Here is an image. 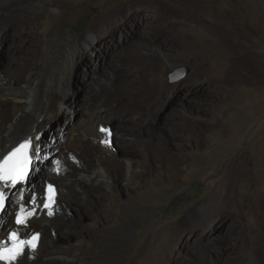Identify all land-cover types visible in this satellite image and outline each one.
<instances>
[{
    "label": "rangeland",
    "instance_id": "1",
    "mask_svg": "<svg viewBox=\"0 0 264 264\" xmlns=\"http://www.w3.org/2000/svg\"><path fill=\"white\" fill-rule=\"evenodd\" d=\"M196 1L205 5L200 20L172 0H63L61 8L50 7L44 26L56 36L51 72L60 79L66 73L59 56L86 33L103 37L108 20H138L113 46H147L144 58L120 60L97 46L104 63L90 61L72 74L56 122L42 134L47 155L64 148L56 174L72 184L66 202L60 193L61 224L52 232L55 248L67 256L50 264H141L150 247L151 264H218L237 256L225 253L235 245V228L251 238L240 264L255 252L264 259V0ZM216 26L221 40L211 35ZM184 68L188 73L178 78ZM11 81L23 84L0 70V84ZM22 107L25 119L32 116ZM97 108L109 117L133 111L140 127H114L103 118L96 124L111 135L97 131L110 144L95 133L70 146L72 127ZM14 204L8 196V221ZM40 231L39 261L50 242ZM166 235L187 246H165Z\"/></svg>",
    "mask_w": 264,
    "mask_h": 264
},
{
    "label": "bare ground",
    "instance_id": "2",
    "mask_svg": "<svg viewBox=\"0 0 264 264\" xmlns=\"http://www.w3.org/2000/svg\"><path fill=\"white\" fill-rule=\"evenodd\" d=\"M172 1L175 4L177 3L180 6L187 7L195 18L199 20L202 19L199 15L200 12L204 10L205 5H201L196 0ZM62 2L63 0H0V70L3 69L4 71L9 72L13 77L23 82V84L16 85L11 81L12 85L10 86L0 84V120L2 122L0 126V155L6 154L7 151L11 150V148L25 139L33 140V143L40 150V158L34 160L27 179L23 183L17 185L16 188L5 189L7 196H10L15 202L14 205H16L12 208V211L17 209L18 203L25 204V200L28 197L26 201L27 204L31 199L32 192H40L41 195L44 192L46 183L50 181V178L57 181L59 186V196L61 193L62 200L66 202L67 199H70L69 191H71V179L68 180V178L62 174L57 175L55 171V160L58 158H64L61 156V153H64L65 150L64 148H59L58 152H60V155H47L48 151L51 149H49L50 146H46L42 143V134L47 126L56 120V115L58 114L57 108L65 103L70 90L69 83L72 74L79 72L83 65L86 66V64H90V61L93 60H98L99 65L101 66V64L104 63V59H102V56L96 52V47L102 44L106 51L109 53L111 52V56H113V58H118V60L126 57L144 58L146 55L142 51L144 47H147L144 44H140L136 51H130L123 50L122 47L119 48V46H121L120 44L116 47L111 43V41L116 39V36L121 32L124 34L126 28L135 27V22L138 21L135 17L132 16L133 19H120V21L117 22H113L114 20H108V28H103V37H98L97 35V37H95L92 33H86L76 45L68 46L65 53L62 56H59L61 63H59L58 68L62 70V72H65L66 76L65 79L58 78L55 70L54 72H51L54 67L55 53L53 52V47L56 36L54 35L52 27L44 26V19L47 17L46 15L50 11V7L61 8L63 4ZM26 3L28 5H25ZM22 23L25 24V27L22 26ZM212 30V37L215 40H221L222 36L218 32L217 26ZM122 41H125L124 36ZM95 52L96 54H94ZM151 56H155L159 59L164 57L159 52L152 53ZM74 75L76 77V74ZM22 103L27 105L28 110L33 111L32 116L27 119L24 118L25 111L23 110ZM132 112L133 111H129L122 117H109L104 116V111L101 108L91 111L83 122L72 127L68 137L70 146L71 144L75 145L78 139L95 133L101 137L102 142L107 140V134H100L98 132L99 129H101L99 128L100 123L98 122L96 124L97 121H100L103 118L108 119L114 127H116V122L120 124L122 123L125 129L140 127L139 117L133 118V115L131 114ZM95 125L96 131L94 130ZM85 139L83 138V140ZM44 140L46 141V139ZM106 147L107 146L104 148L102 147V150H106ZM70 151L71 150H69V152ZM49 156L52 158L49 159ZM74 176L76 177V174ZM81 176L82 175L78 178ZM40 184H43V191H39ZM59 205L60 201L58 198L56 209L51 215L46 211L39 209L29 220L26 227H17L14 224V213H12L11 220H7V215L5 213L7 206L5 207V210L0 213V239L6 236L10 229H18L23 233H28L26 231L29 228L30 231H38L32 228V226H39L40 230H43L48 234L47 239H50V242H47L45 249L41 252L42 259L40 261L37 258L35 260L34 251L27 250L17 263L11 264H50V261L54 258L64 259V256H67V251L64 252L63 250L55 248L52 240L53 229L57 226L59 227V224H61V216L55 215ZM238 229L239 228H235L233 230L234 235L236 236L235 245L232 246L231 249H228L227 252L225 251L229 256L233 252L237 253V256L233 260L232 258H221L218 261V264H240L245 261L247 251L251 246V238L247 232ZM169 235H166L161 241L165 246L178 245V248L187 246L188 241L186 239L171 237ZM41 245L38 249H41ZM151 250V247L147 250L148 256H142L141 259L143 261H141V264L142 262L143 264L152 263ZM177 253V250L173 252V254L171 253V259H174V257L178 255ZM260 254L258 252L252 254L248 263L264 264V259ZM22 257H26V260L23 261ZM0 264L3 263L0 262Z\"/></svg>",
    "mask_w": 264,
    "mask_h": 264
},
{
    "label": "snow or ice",
    "instance_id": "3",
    "mask_svg": "<svg viewBox=\"0 0 264 264\" xmlns=\"http://www.w3.org/2000/svg\"><path fill=\"white\" fill-rule=\"evenodd\" d=\"M100 131L111 135L108 129L101 128ZM103 143L107 145L110 144V141L104 140ZM39 151L33 140L25 139L6 154L0 155V212L5 210L8 199L5 189L16 188L27 179L34 160L40 158ZM56 163L59 164V161ZM46 199L48 202L44 203V207L50 209L48 214L51 215V208L55 200V189L52 185L47 186ZM32 203L34 205L37 203L35 197L32 198ZM34 215L35 208L27 210L21 205L20 210L16 213L15 223L18 226L26 227L29 217ZM38 237L39 234H35L30 240H24L19 237L18 231L9 233L7 240L11 241V246H5L4 242H0V261L16 260L24 253L25 245L35 248Z\"/></svg>",
    "mask_w": 264,
    "mask_h": 264
},
{
    "label": "water",
    "instance_id": "4",
    "mask_svg": "<svg viewBox=\"0 0 264 264\" xmlns=\"http://www.w3.org/2000/svg\"><path fill=\"white\" fill-rule=\"evenodd\" d=\"M188 73V69L184 68L178 75V78H182L184 77L186 74ZM8 204V202L6 203V205Z\"/></svg>",
    "mask_w": 264,
    "mask_h": 264
},
{
    "label": "clouds",
    "instance_id": "5",
    "mask_svg": "<svg viewBox=\"0 0 264 264\" xmlns=\"http://www.w3.org/2000/svg\"><path fill=\"white\" fill-rule=\"evenodd\" d=\"M102 127H104V126H102ZM102 127H100V128H102ZM106 128V127H105ZM48 183H50V182H48ZM55 185V184H54ZM58 187V186H57ZM45 189V188H44ZM59 189V188H58ZM58 198H59V196H58ZM55 209H56V207H55ZM42 242V241H41Z\"/></svg>",
    "mask_w": 264,
    "mask_h": 264
}]
</instances>
